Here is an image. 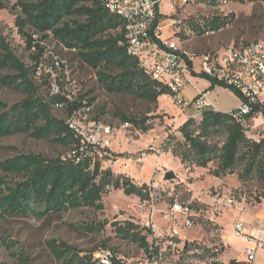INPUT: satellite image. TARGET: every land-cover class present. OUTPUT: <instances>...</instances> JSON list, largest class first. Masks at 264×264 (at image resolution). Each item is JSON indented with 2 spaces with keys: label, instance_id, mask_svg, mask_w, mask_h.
I'll return each mask as SVG.
<instances>
[{
  "label": "rangeland",
  "instance_id": "obj_1",
  "mask_svg": "<svg viewBox=\"0 0 264 264\" xmlns=\"http://www.w3.org/2000/svg\"><path fill=\"white\" fill-rule=\"evenodd\" d=\"M16 1L1 2L0 36L22 63L31 66L32 57L37 56V48L32 46L29 49L18 33L15 19L20 12ZM164 5L167 8L166 0L161 6L164 7L163 12L168 14ZM162 16L166 20L164 26H167L163 28L162 35L171 33L167 20H175L186 34L187 22H199L212 17L228 18L230 23L225 29L216 35L191 36L188 40L190 42L184 43L183 48L174 39L179 48L191 55L196 68L200 67L198 57L205 53L221 54L230 46L238 48L255 41L264 43V3L233 4L226 1L225 5L214 6L199 1L183 8L177 7L174 15ZM74 19L80 18L72 17L70 20ZM32 41L42 50L40 64L34 75L38 95L46 98L53 94L52 86H58L71 99L85 95L86 100H91L87 121L111 130L110 135H102L98 141L102 149L108 150L107 156L110 159L103 164V168L110 169L114 175H128L138 186L148 185L152 198L149 203H144L136 197H127L120 190L110 188L102 197V211L81 208L41 220L31 217L0 219V264H18L13 256L14 252H22L32 264H60L47 249L46 243L49 240L62 242L81 252V256L101 249L102 244L125 257L137 256L142 250L135 244L116 238L112 224L119 216L122 220H132L139 225L148 211L153 214L156 235H164L168 230L176 229L183 241H179L183 250L174 257L166 258L165 264H229L230 261L237 260L240 262L238 264H244V249L249 244L235 237L233 230L237 223H241L247 235L264 240V183L255 180L240 182L237 179L240 165L233 175L223 179L214 178L208 173L216 164H209L207 169L185 168L172 156L170 150L165 152L166 148H163L168 145L167 140H171L169 136L181 141L177 130L187 113V110H179L169 95L161 96L157 105L135 100L131 96L109 95L97 84L95 72L84 67L73 52L63 49L51 37L42 39L39 35H32ZM208 45L219 49L222 47L223 50H203ZM11 74L10 70H1L0 78ZM192 93V87L187 85L182 95L185 99ZM23 98V94L0 82V102L10 105ZM118 113L147 117L149 131L141 133L130 125L125 126L118 119ZM53 114L58 119L67 120L62 108L54 107ZM194 119L197 122L200 120ZM261 122L259 116L250 121L247 124L250 129H245L247 136L251 130L258 131ZM30 153L53 159L68 155L69 150L48 140H34L27 135L0 140V161ZM167 172L174 175L172 180H165ZM2 176L9 181L21 179L20 176ZM175 201L195 206L196 215L193 217L194 227L191 230H183L179 220L168 223L167 213ZM102 222H107V226L101 234H87L68 227ZM151 240L149 236L147 241ZM2 242L14 248L8 251L2 246ZM164 243L161 240L160 246ZM212 254L217 256L213 258ZM256 258L257 264L264 263V253L261 251L257 252Z\"/></svg>",
  "mask_w": 264,
  "mask_h": 264
},
{
  "label": "trees",
  "instance_id": "obj_2",
  "mask_svg": "<svg viewBox=\"0 0 264 264\" xmlns=\"http://www.w3.org/2000/svg\"><path fill=\"white\" fill-rule=\"evenodd\" d=\"M210 1L212 4L214 0ZM226 1L233 4L264 3V0ZM16 7L20 15L15 19V26L27 47L37 48V56L32 57L33 65L26 66L0 36V71L12 72L11 75L2 76L0 82L24 96L14 104L0 102V140L27 135L34 140H48L68 149L69 154L49 159L30 153L0 161V219L31 217L41 220L81 208L102 211V197L110 188L120 190L127 197H136L140 202H149L152 192L148 185L138 186L127 176L114 175L110 169H104L103 164L110 160L108 150L85 143L68 127L66 120L58 119L53 114V108L61 106L67 119L75 111L90 107L91 100H86L85 95L69 100L65 93L42 98L34 82L42 50L33 43L32 35H39L42 39L51 37L63 49L73 52L84 67L95 72L96 82L105 93L131 96L135 100L157 105L158 99L169 95V92L144 73L138 59L126 53L124 21L109 13L102 0H17ZM72 17L80 19L70 20ZM161 19L165 18L159 17L156 23ZM229 23L228 18L220 17L190 21L187 22V31L191 36L202 37L206 32L217 33L225 29ZM176 27L181 33L174 38L181 42L187 40L189 37L184 34L185 30L178 24ZM187 64L192 77L206 79L211 87L228 89L241 99L232 88L202 73H194L190 60ZM257 111L255 107L245 117L247 124L256 118ZM117 117L121 123L141 133L150 129L145 116L118 113ZM177 132L181 141L169 136L171 140H167L168 145L163 148H166L165 152L170 150L185 168L207 169L209 164H216L208 173L214 178L223 179L233 175L240 165L241 170L237 172L240 182L255 180L264 183V138L258 142L249 140L244 126L232 120L230 113L204 110L198 122L188 118ZM2 175L20 176L21 179L9 181ZM194 207L190 206L196 211ZM106 226L107 222L78 227L68 225L87 234H101ZM112 227L116 238L146 251L150 231L129 221L114 222ZM2 246L8 251L14 248L5 242H2ZM46 246L60 264H92L94 252L81 256V252L55 240H49ZM101 248H106L105 244ZM13 256L18 264H32L22 252H14ZM216 256L211 255L213 258ZM229 264L238 263L230 261Z\"/></svg>",
  "mask_w": 264,
  "mask_h": 264
},
{
  "label": "built area",
  "instance_id": "obj_3",
  "mask_svg": "<svg viewBox=\"0 0 264 264\" xmlns=\"http://www.w3.org/2000/svg\"><path fill=\"white\" fill-rule=\"evenodd\" d=\"M104 8L111 14L121 18L125 23L126 53L138 59L144 73L152 80L164 86L169 92L172 103L181 111L193 109L192 118H201L207 105L206 98L199 94L191 101H186L182 95L188 84L190 68L187 61L191 55L178 47V42L172 39H162L159 10L164 0H102ZM200 0H166L167 9L175 13L176 8H183ZM218 1V2H217ZM201 2V1H200ZM208 2V3H206ZM209 5H225L226 0H214ZM176 22H171L168 28L172 37L181 33L176 27ZM206 32L204 36L213 35ZM187 37L191 34L186 33ZM121 45V43H120ZM200 73L208 78L237 91L241 96V104L230 113L232 120L240 122L245 129V117L251 114L253 108L258 110L256 116L261 119L258 131L250 132L247 138L258 142L264 138V43L255 41L241 47L230 46L221 54H205L201 56ZM52 93L63 92L60 88L52 86ZM69 100H72L68 97ZM61 108V106H57ZM91 108H81L67 118L68 127L82 137L83 141L92 146H99L102 135H110L111 130L94 122L87 121ZM127 126V124H125ZM101 148V147H100ZM152 196V194H151ZM152 198V197H151ZM149 203V202H147ZM152 212L148 211L144 221L139 224L141 228L150 231L151 242H148L146 251H141L137 256L125 257L110 248H101L92 255V264H165L166 258L174 257L183 250L182 238L178 230L170 229L164 235L155 234L156 228L152 219ZM195 212L190 205L180 204L175 201L167 213L168 223L181 221V228L185 231L194 227L193 217ZM119 216L115 222L122 223ZM129 222L134 223L132 220ZM136 224V223H134ZM234 235L247 242L249 246L244 249L247 264L255 261L258 251L264 253V240L258 236L247 235L241 223L234 226ZM154 233V234H153ZM165 243L161 247L160 242ZM183 244V243H182Z\"/></svg>",
  "mask_w": 264,
  "mask_h": 264
},
{
  "label": "crops",
  "instance_id": "obj_4",
  "mask_svg": "<svg viewBox=\"0 0 264 264\" xmlns=\"http://www.w3.org/2000/svg\"><path fill=\"white\" fill-rule=\"evenodd\" d=\"M164 6H165V9L168 10L166 8V5H164ZM163 11H164V7L162 8V6H161L160 10H159V14H160V16L162 18H164V16H162V15H167V16L168 15H174V13L170 14L169 11H168V14H166ZM165 21H166L165 19H161L159 21V25H160V27H162V30H163L164 27H167V26H164L165 25ZM167 21L169 23L176 22L173 19L172 20H167ZM217 33H214V34L216 35ZM161 36H162L163 40L164 39H168V38L172 39V40L175 39L178 42V44L180 45L181 48H183L182 45H184V43L188 44L190 42V41H188L190 38H188L187 40L181 42L178 38H173L172 34L170 32H168L166 34H163ZM185 46H187V45H185ZM211 46L212 45L205 46V47H203V50H208L210 52H213L216 49L219 50L220 52H221V50H223L222 47L219 49V48H215V47H211ZM200 50H202V49H200ZM207 54H211V53H207ZM201 56L198 57L200 59V67L199 68H196L194 66V62L190 58V61H191V64H192V71L194 73H196V74H199L200 70H201V60H202ZM187 85H190L192 87L193 93L189 97H185V100L186 101H191L196 96H198L199 94H203L205 96V98H206V103H207V105L205 107V110H213V111H216V112L229 114L232 111L236 110L239 107V105L241 104V99H239L237 96H235L230 90L222 88V87H219V86L211 87L210 82L208 80H206V79L196 78V77H192L190 75V77L188 78V84ZM193 114H194L193 109H188L186 115L183 116V118H182V122L184 123L188 118H192ZM119 174H122V175H125V176L128 177V175H126V174H123V173H119ZM130 179L134 183L133 179L132 178H130ZM245 218H246V221H247V216L246 215H245ZM251 220L254 221V218L251 217ZM256 257H257V255H256ZM256 261H257V258H255L254 262L256 263ZM237 263H240V262L237 260ZM243 263L247 264L245 259H244Z\"/></svg>",
  "mask_w": 264,
  "mask_h": 264
},
{
  "label": "water",
  "instance_id": "obj_5",
  "mask_svg": "<svg viewBox=\"0 0 264 264\" xmlns=\"http://www.w3.org/2000/svg\"><path fill=\"white\" fill-rule=\"evenodd\" d=\"M165 180H172L174 178V175L172 172H167L164 176Z\"/></svg>",
  "mask_w": 264,
  "mask_h": 264
}]
</instances>
